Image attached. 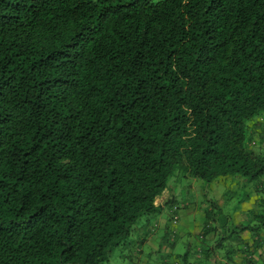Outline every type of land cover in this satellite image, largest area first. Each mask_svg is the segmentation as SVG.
Returning a JSON list of instances; mask_svg holds the SVG:
<instances>
[{"label":"trees","instance_id":"1","mask_svg":"<svg viewBox=\"0 0 264 264\" xmlns=\"http://www.w3.org/2000/svg\"><path fill=\"white\" fill-rule=\"evenodd\" d=\"M177 172L241 186L182 263L264 264V0H0V264H101Z\"/></svg>","mask_w":264,"mask_h":264},{"label":"rangeland","instance_id":"2","mask_svg":"<svg viewBox=\"0 0 264 264\" xmlns=\"http://www.w3.org/2000/svg\"><path fill=\"white\" fill-rule=\"evenodd\" d=\"M191 180L192 179L190 177H186L181 172L179 173L177 172V174H174L169 178L168 185L170 189L167 188L164 191L165 197L168 198L173 193L176 196V199L179 202V204L184 203V206L186 205L187 209H190L188 211L189 214H187V216L183 212L184 211L183 207L178 209V211L180 212L179 213L180 220L178 217L177 223L175 225L170 223L168 219L166 222L167 226L169 227L175 226L177 229L181 231L176 236L175 247L174 250H172V253L170 254L171 259H176V261L178 262L180 261V264H184V263H182V260H180L181 258H179L178 253H183L186 250L188 241L191 244L190 251L193 250L194 247H196V237L194 236V234L190 233L189 231L194 230V227H198V225L201 224L199 221L203 219L202 209L204 207L203 205L205 204V201L203 202L201 197L213 196L217 200L218 199L222 200L223 198V201L225 203L221 204V206L223 205V209L224 210L227 209L226 211L230 212L231 209L230 207L233 205V203H236L238 199V194L239 192H241L240 191L241 186L236 184L229 185V183L226 184L224 182H220V183L216 181L206 182L202 180L201 182H199L202 189L201 188L197 189L198 184H195V181L190 184ZM251 186L252 184L248 185L250 190L252 189ZM201 192L204 193L202 196H201ZM232 193L234 196L230 198V200H228L229 196ZM227 201H230L228 202L229 206L226 204ZM243 204L245 203L242 202L239 205L241 206ZM192 207L194 208V211H191V209H193ZM181 213H184V216H182ZM165 215L167 216L166 212ZM147 218H151V216L142 215L141 217H139L138 221L134 224L133 229L131 230L132 232L130 234L129 241L135 239L136 237L135 229H137V227L144 224ZM145 251H147L146 248ZM134 253L135 251L130 246V243L119 245L115 249H113V251L110 253L108 260L103 261L101 264H132L136 261ZM162 256H164V253L159 251L153 252V254L151 255H147L146 253H144L142 255V262L140 264H161L163 262ZM190 256H192V254Z\"/></svg>","mask_w":264,"mask_h":264},{"label":"crops","instance_id":"3","mask_svg":"<svg viewBox=\"0 0 264 264\" xmlns=\"http://www.w3.org/2000/svg\"><path fill=\"white\" fill-rule=\"evenodd\" d=\"M166 190V189H165ZM158 195L155 199V203L163 206L160 212L151 215V218H148L145 222L146 224H142L141 226L137 227L135 229L136 237L134 240H131L130 246L134 249L135 251V259L136 261L132 264H140L142 262V255L146 253L147 255L153 254V252L159 251L163 252L164 256H162V263L161 264H180V262L176 261L175 259H171L170 254L172 253V250H174L175 243H176V236L178 233L181 231L177 229L175 226V238L173 239V245H169V242L173 238V232H170L168 228H166V205H164V201L167 199L165 197L164 191ZM165 197V198H164ZM256 195L255 197H250L248 201H244L243 205H241L240 209L237 212V217L235 218L236 220H242L243 214L248 211V209H251L252 204L256 201ZM176 204L179 206L178 209L181 207L184 208V213L187 216L188 211L190 209H187V206H184V203L179 204L178 201H176ZM186 207V208H185ZM193 208V207H192ZM191 211H194V208L191 209ZM180 212L178 211V214ZM184 213H181L182 216H184ZM180 220V216H179ZM202 220L199 222L201 223ZM155 224L156 227L153 229L151 228V225ZM199 231H200V224L198 227H194V230L189 231L190 233L194 234L196 237V244H198V237H199ZM170 232V233H169ZM186 233V232H185ZM184 233V234H185ZM248 233H244V237L247 238ZM250 237V235L248 236ZM157 241V242H156ZM158 243V244H157ZM190 244V242L188 241ZM191 246V244H190ZM198 247V245H196ZM136 248V250H135ZM145 248L147 251H145ZM261 252V253H259ZM254 256L257 259V262L260 263L261 259L264 257V249H259L258 251L255 250ZM187 264H205L204 261L200 259L198 254H192V256H189Z\"/></svg>","mask_w":264,"mask_h":264},{"label":"built area","instance_id":"4","mask_svg":"<svg viewBox=\"0 0 264 264\" xmlns=\"http://www.w3.org/2000/svg\"><path fill=\"white\" fill-rule=\"evenodd\" d=\"M173 221H176V216L173 218Z\"/></svg>","mask_w":264,"mask_h":264}]
</instances>
